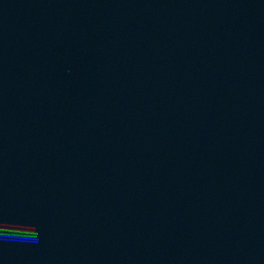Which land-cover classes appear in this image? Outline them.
<instances>
[{
    "label": "water",
    "instance_id": "1",
    "mask_svg": "<svg viewBox=\"0 0 264 264\" xmlns=\"http://www.w3.org/2000/svg\"><path fill=\"white\" fill-rule=\"evenodd\" d=\"M0 264H264V0H0Z\"/></svg>",
    "mask_w": 264,
    "mask_h": 264
}]
</instances>
